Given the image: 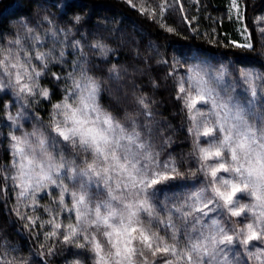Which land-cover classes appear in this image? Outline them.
I'll use <instances>...</instances> for the list:
<instances>
[{"label":"snow or ice","instance_id":"1","mask_svg":"<svg viewBox=\"0 0 264 264\" xmlns=\"http://www.w3.org/2000/svg\"><path fill=\"white\" fill-rule=\"evenodd\" d=\"M128 3L131 6L132 0ZM167 8L166 0H161V20ZM151 15L156 16L155 9ZM74 19L78 24L81 17ZM19 23L25 35L0 43V91L12 90L25 108L38 103L37 98L51 101V91L41 86L40 77L50 64L64 62L66 43L61 42L59 56L54 55V47L61 34L67 41L70 29L57 32L52 26L45 35L54 47L42 51L44 37L33 35L35 30L23 19ZM161 27L174 31L166 24ZM237 47L255 50L251 39ZM91 48L105 58L111 51L102 41ZM72 49L79 50V56L63 78L65 92L52 104L47 129L40 126L19 136L10 134V175L3 179L5 185L10 180L13 190L18 189L17 215L27 219L26 227L36 225V218L21 214L19 206L34 210L38 195L47 191L58 211L46 208L52 218L40 224L51 228L45 237H56L89 254L85 261L91 264H239L242 253L234 251L237 245L251 264H264L260 246L264 243V104L257 105L264 100V73L240 70L239 80L249 97L245 106L231 94L234 84L221 90L231 75L227 67L212 72L183 59L189 56L195 61L198 51L179 52L171 62L159 61L169 66L167 76L175 81V99L191 122L189 135H195L197 163L186 172L171 155L161 160L163 149H156L150 125L142 128L134 118L126 124L102 107L101 82L89 75L81 42L73 41ZM52 76L62 79L56 72ZM110 78L120 79L115 65ZM136 103L142 115L153 117L146 97H137ZM22 118L23 112L8 116L14 128L21 126ZM165 143L170 145L172 140ZM189 177L194 184L186 183ZM176 186L191 190L159 200V192ZM65 211L67 224L57 219ZM40 248V258L47 264L56 247L42 243ZM0 264L28 261L0 256ZM73 264L82 261L76 259Z\"/></svg>","mask_w":264,"mask_h":264},{"label":"trees","instance_id":"2","mask_svg":"<svg viewBox=\"0 0 264 264\" xmlns=\"http://www.w3.org/2000/svg\"><path fill=\"white\" fill-rule=\"evenodd\" d=\"M153 1L158 15L161 0ZM228 1L207 0L210 7L222 9L227 6ZM175 4L176 2L167 8L163 19L159 21L145 11L142 15L141 10L134 5L130 6L128 0H0V30L10 23H15L16 28H20L19 21L22 19L28 25L35 26L45 17L61 29H70V40L80 41L84 48L89 75L101 82L102 107L112 111L121 121L136 117L152 121L154 134L157 135V124H161L159 126L162 131L167 132L170 128L173 135L169 149L172 148L171 151L176 154H184L195 150L194 138L188 133L189 120L181 102L175 99V81L167 76L169 66L159 61L168 59L171 62L172 57L179 52L198 51L200 55L229 61L237 67L257 68L264 73V56L255 50L238 48L231 43V38L233 40L236 37L237 28L231 21L221 22V32L227 38L230 37L222 38L225 42L209 45L205 40L197 41L179 10L174 8ZM242 4L253 15L261 14L264 10V1L261 0H243ZM76 16L81 17L78 24L75 23ZM162 24L174 31H166L161 27ZM96 41H102L111 49L106 58L98 50L91 48V44ZM113 65L119 72V80L110 78ZM153 82L158 86L153 87ZM139 96L147 98L153 115L157 114L156 118L166 120L164 125L152 119L153 117L149 119L142 115L143 109L136 103ZM3 106L4 100L0 97V111ZM161 135V149H164L168 146L165 143L168 135L164 132ZM9 160L5 140L0 133V170L6 169ZM186 166L187 164L181 163L182 170ZM5 175V171H0V256L17 261L26 260L28 264H34L35 261L45 264L39 255L40 245H51L53 239L37 234L32 226L26 227L28 221L17 215L13 189L8 182L5 185ZM175 188L180 186L163 192ZM54 245L56 251L47 258V264H66L70 258L79 259L82 264H91L90 260L85 261V256L89 254L75 246L69 247L63 243ZM76 253L80 255L77 256Z\"/></svg>","mask_w":264,"mask_h":264},{"label":"rangeland","instance_id":"3","mask_svg":"<svg viewBox=\"0 0 264 264\" xmlns=\"http://www.w3.org/2000/svg\"><path fill=\"white\" fill-rule=\"evenodd\" d=\"M171 0H166V3L168 7L172 5V3L176 2L174 5L175 9H178L182 19L184 20L185 24L190 27L193 34H195V37L197 38V41L205 40L208 42V44L212 45L214 43L218 42H225L222 41V38L226 37V39L230 38L224 34V32H221V22L223 21H231L235 23V26L237 28L236 31V37L232 40L231 43H233L236 47L237 45H243L245 43H248L249 39H251V42L254 45L255 52L261 54L264 56V33L261 32V29H264V10L261 14L253 15V12H250L248 8L246 9V6L242 4L243 0H235L236 6H233V0H229L227 6L222 8H213L208 5L207 0H172V3H170ZM264 1V0H261ZM153 0H132V5L136 6L140 10L143 9L145 13L151 15L153 9L156 11L155 19L160 21L159 14L157 15V8L156 5L153 4ZM157 9V10H156ZM181 9H183L181 11ZM152 16V15H151ZM219 24V26L217 25ZM15 23H10L9 25H5L1 28L0 31L3 32V36L0 37V43H7L8 39H14L17 34L21 35L22 37L25 35V30L21 27L16 28ZM54 26L57 32H60L61 29L58 26L52 24L49 25L45 18L40 21L39 23L35 24V26L29 25V27L33 28L35 31L33 35L39 34L42 37H44L45 44L41 48L42 51H48L50 48H53V43L51 42L50 37L46 36L45 34L50 30V28ZM66 31V30H65ZM220 32L221 34L219 35ZM76 40H70L69 35L67 37V41H65L64 36L61 34L59 36V40L56 42L54 47V55L59 56V52L61 47H64V43H66V47H64L65 51V58L63 63H54L49 65V69L47 71L46 75H43L40 77V84L42 87L48 88L51 91V101L49 100H43L39 99L38 103H32L28 107L22 108L21 105L24 104V101H20L19 103L16 101L14 94L12 90H7L6 94L3 91H0V97L4 100V106L2 107L0 111V126L2 127L1 137L5 140V150L8 152L10 160L9 163L6 166V169H9V171L6 172V175H10V161H11V149H10V134H15L17 136L22 135L24 132H31L34 127H40L47 129V123L50 118L49 114L51 112V107L53 103L58 102L64 95L65 92V81L64 77H66L69 72L72 71L73 62L77 59L79 56V50H76L75 52L72 49V42ZM64 42V43H61ZM26 46L31 48V42L25 41ZM38 47H40L38 45ZM243 48V47H238ZM194 52V51H192ZM197 52V51H196ZM256 54V53H255ZM34 55V52H33ZM183 59L187 60L189 63L197 62L201 63L203 66H206L210 71L215 72L216 70L220 69L222 66L227 67L229 73L228 77H226L225 84L221 86V90L225 87H231L233 84L235 87L232 90V95L239 101H241L245 106L247 104L248 100V92L246 90V86L239 80V73L241 69L245 70H251L257 73H261L259 69L252 68V67H237L234 64H232L229 61H224L219 58H211L204 55H199L195 58V61H193L192 57L185 56ZM35 64H39L38 61H34ZM54 70V71H53ZM184 69L181 68L179 70L180 73H183ZM52 72H56L57 74L61 75L62 79L60 81H57L53 78ZM6 79V78H5ZM56 92V94H55ZM55 94V95H54ZM264 104V100H258L257 105L258 107L260 105ZM5 105H9L8 108H5ZM17 112H23V118L19 120L20 127L14 128L12 125V122L8 119L9 114L12 116H16ZM154 114V113H153ZM157 114L152 119H156L158 123H164L166 120L164 118H156ZM136 119L142 128H144L145 125H150L153 129V122L152 121H143L141 118H134ZM130 120H124L122 122L126 124H130ZM158 126V132L159 134H154V131L152 133L153 142L156 145V149L160 150L162 147L161 133H167V138H171V135H173V131H170V128L166 132L165 130L162 131L160 129L161 124H157ZM162 125V126H163ZM191 125V122L189 121V127ZM145 135H147V131L145 130ZM194 141H195V135L192 134ZM172 139V138H171ZM203 139V138H202ZM167 144V143H166ZM171 145V144H170ZM165 149V150H164ZM161 160L167 159L169 155L175 157L177 159V162L184 163V165L187 164L184 171H188L189 165L195 166L197 163V156L196 150L193 152H186L184 154H176V152L171 151L172 148L169 149V144L167 148H164ZM169 152V153H168ZM168 153L166 157H164V154ZM71 153H69L70 155ZM190 156V158H189ZM184 161V162H182ZM195 181H193L192 177H189V180L187 181V184L191 185L194 184ZM9 186L13 189V184L9 180L8 181ZM196 187H199V184H195ZM191 190L189 187H180L175 188L171 191L166 192H159L158 198L159 200H164L166 196H171L173 193L181 194L184 192H187ZM17 190H13L14 193V203L15 208L17 209ZM54 194L58 193V190L53 189L52 190ZM39 203L33 210L32 207H25L23 205L19 206V211L21 214H27L32 216L33 218H36V225H33L32 227L35 229V232L37 234H41L45 237L46 231H51L50 226L45 224L43 228L40 227V224L44 221H48L52 218L50 213L46 211V208H52L56 209L58 211V207L56 204L53 203V196L49 195L47 191H44L40 193L37 197ZM29 205L31 204V201L28 202ZM70 203V198H69ZM57 219L67 224L69 222V214L65 211L61 214H58ZM75 217H72V220L74 221ZM27 221V219H26ZM46 238V237H45ZM49 240L51 238H48ZM52 241L50 244H59L61 243L56 237H52ZM257 243V242H253ZM261 247H264V243L260 244ZM239 250L242 255L240 257L239 264H251V262L248 260L246 255H243V249L237 245V249ZM255 250L254 248L252 249ZM162 255V254H158ZM151 259V257H149ZM76 258H70L66 261V264H73V261H75Z\"/></svg>","mask_w":264,"mask_h":264}]
</instances>
